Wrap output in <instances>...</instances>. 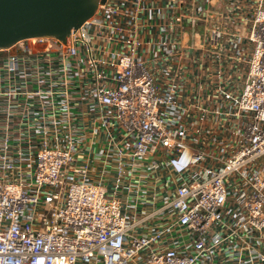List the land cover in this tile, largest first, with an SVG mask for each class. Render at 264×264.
<instances>
[{"label":"built area","instance_id":"obj_1","mask_svg":"<svg viewBox=\"0 0 264 264\" xmlns=\"http://www.w3.org/2000/svg\"><path fill=\"white\" fill-rule=\"evenodd\" d=\"M0 264H264V0L0 47Z\"/></svg>","mask_w":264,"mask_h":264},{"label":"water","instance_id":"obj_2","mask_svg":"<svg viewBox=\"0 0 264 264\" xmlns=\"http://www.w3.org/2000/svg\"><path fill=\"white\" fill-rule=\"evenodd\" d=\"M105 0H0V47L21 39H64L80 27Z\"/></svg>","mask_w":264,"mask_h":264}]
</instances>
